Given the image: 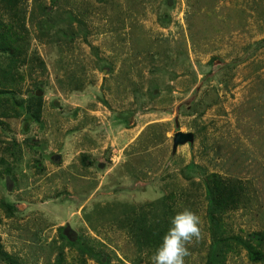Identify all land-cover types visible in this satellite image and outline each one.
I'll list each match as a JSON object with an SVG mask.
<instances>
[{
  "label": "rangeland",
  "instance_id": "1",
  "mask_svg": "<svg viewBox=\"0 0 264 264\" xmlns=\"http://www.w3.org/2000/svg\"><path fill=\"white\" fill-rule=\"evenodd\" d=\"M0 23L19 46L0 54V113L42 99L39 123L0 115V245L18 264H98L79 246L150 264L127 218L169 229L184 209L203 222L185 264H206L211 174L245 187L218 237L264 235V0H0ZM179 131L193 141L173 151ZM237 244L224 264H264V243L257 261Z\"/></svg>",
  "mask_w": 264,
  "mask_h": 264
},
{
  "label": "trees",
  "instance_id": "2",
  "mask_svg": "<svg viewBox=\"0 0 264 264\" xmlns=\"http://www.w3.org/2000/svg\"><path fill=\"white\" fill-rule=\"evenodd\" d=\"M18 39L13 37V34L10 30L3 27L0 23V54L6 55V57H15V51L18 50ZM9 61V62H8ZM11 59H8L7 62L10 63ZM8 65V64H7ZM11 70V69H10ZM1 75L6 77L9 74L7 69H0ZM5 91H1L0 89V108L2 106V95ZM8 99H5L4 102V112L0 113L2 117H7V112H15L16 116H21V112L24 111L27 113L28 120H32L35 123L40 122V113L42 108V99L40 97L31 96L24 100L17 99L11 101L9 104L11 105L10 111L5 109L6 104H8ZM204 192H205V201H206V209L205 215L211 226V244L209 246L207 255H206V264H224L225 258L228 252L233 251V247L231 242H234L237 245H242L245 250L248 251L249 257L253 261H257L261 258L262 254L255 247L264 243V235L257 233L253 234V245L250 242L243 241L241 238L236 236H229L223 239L220 237L223 234L221 216L230 210H235L238 208L240 202L244 199L245 196V187L241 185L239 182H235L233 184L222 182V179L217 174H211L207 177L204 182ZM136 211H133L127 218V222L130 223V235L134 238V242H136L137 247L141 251L142 248H154L157 249L162 242L163 236L168 231L167 225H162L155 227L153 224L146 221V217L144 215L135 214ZM60 235L63 238L64 235L61 233ZM220 245L219 248L215 247L216 245ZM77 251L80 256H86L88 259L95 261L98 264H108V257L100 252L94 251L89 247L79 246ZM62 253L59 254V257ZM105 258V262L103 259ZM0 260L5 262L6 264H18L17 261L6 251L2 249L0 245ZM139 264V263H137Z\"/></svg>",
  "mask_w": 264,
  "mask_h": 264
},
{
  "label": "clouds",
  "instance_id": "3",
  "mask_svg": "<svg viewBox=\"0 0 264 264\" xmlns=\"http://www.w3.org/2000/svg\"><path fill=\"white\" fill-rule=\"evenodd\" d=\"M202 224L201 217L189 209L175 214L150 264H185V257L190 255L188 246L203 239Z\"/></svg>",
  "mask_w": 264,
  "mask_h": 264
},
{
  "label": "water",
  "instance_id": "4",
  "mask_svg": "<svg viewBox=\"0 0 264 264\" xmlns=\"http://www.w3.org/2000/svg\"><path fill=\"white\" fill-rule=\"evenodd\" d=\"M41 93H36V96H40ZM193 141V134L190 132H176L173 136L172 140V149L173 151L179 146V145H184L188 142ZM57 159V158H56ZM99 168H102V165H99ZM10 190V188H8ZM65 230H68L66 235L68 236V240L70 242H76L77 241V233L73 231L70 226L67 224L64 228ZM75 246L78 247L79 245L75 243Z\"/></svg>",
  "mask_w": 264,
  "mask_h": 264
},
{
  "label": "flooded vegetation",
  "instance_id": "5",
  "mask_svg": "<svg viewBox=\"0 0 264 264\" xmlns=\"http://www.w3.org/2000/svg\"><path fill=\"white\" fill-rule=\"evenodd\" d=\"M9 188V187H8ZM68 232V230H63V235L65 236V237H67V239H68V236L66 235V233Z\"/></svg>",
  "mask_w": 264,
  "mask_h": 264
}]
</instances>
